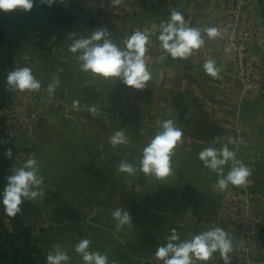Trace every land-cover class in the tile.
Here are the masks:
<instances>
[{"label":"crops","instance_id":"crops-1","mask_svg":"<svg viewBox=\"0 0 264 264\" xmlns=\"http://www.w3.org/2000/svg\"><path fill=\"white\" fill-rule=\"evenodd\" d=\"M60 1V0H59ZM197 0H123L112 8L110 0H64L73 19L66 37L53 49L36 46V36L26 37L17 52L18 67H30L41 81L39 94L48 97L37 103L25 99L28 91L15 92L17 117L0 110V150L12 149V166L35 157L45 177V196L23 203L25 220L42 235L45 255L54 244L66 248L69 264H82L74 246L83 238L91 241L93 251L105 253L109 264H143L141 259L155 257L158 245L175 228L182 240L217 227L224 219L225 190L217 186V175L203 166L198 153L214 137H232L230 150L251 169L242 194L249 199L254 215L263 219L255 233L264 227V91L240 95L227 92L234 81L233 55L215 52L199 55L195 50L186 59L166 55L157 39L159 25L180 11L192 27L204 19L191 16ZM229 0H209V6ZM256 14L264 19V0H253ZM98 28H107L123 47L125 36L134 31L155 32L146 63L153 78L136 99V113L155 122L130 123L114 115L136 89L120 80L93 77L80 70L76 56L68 51L76 38ZM264 24L260 34L249 42V62L255 66V79L264 84ZM221 68L219 79L203 70L207 60ZM58 76L60 85L52 95L47 86ZM79 100L80 107H73ZM95 107L97 116L87 110ZM239 116V125H236ZM173 119L182 128L183 143L173 157L174 174L164 180L137 173L117 172L121 159L138 165L143 148L151 141L162 122ZM122 130L128 145L113 148L109 137ZM221 144L214 146L219 148ZM230 165L225 166V174ZM122 207L131 214L132 224L120 231L114 228L111 210ZM236 232V225H232ZM264 262V242L253 254ZM159 264H163L161 261Z\"/></svg>","mask_w":264,"mask_h":264},{"label":"clouds","instance_id":"clouds-1","mask_svg":"<svg viewBox=\"0 0 264 264\" xmlns=\"http://www.w3.org/2000/svg\"><path fill=\"white\" fill-rule=\"evenodd\" d=\"M35 2L36 0H0V11L10 13L20 10L30 13ZM56 2L57 0H40L41 4L49 7ZM60 2L63 3L64 0ZM110 3L115 9L123 3V0H110ZM204 31L210 39L220 35L216 27H207ZM154 35L155 32L134 31L131 35L125 36L121 47L107 28H98L80 38H76L75 33H70L69 38L72 42L68 46V51L76 56L81 71L114 82L118 79L129 88L143 90L153 78L145 56L152 44L151 36ZM157 39L166 54L160 57L161 61L167 56L186 60L194 50L201 49L205 45L201 30L192 27L190 21L175 9L171 11L170 17L159 25ZM203 70L212 78H221L222 69L216 66L214 60H207L203 64ZM59 85V77H53L52 83L47 86L48 94L52 95ZM41 86V81L34 76L30 67H18L7 72L5 91L38 92ZM73 107L79 109L80 101L74 100ZM87 110L91 116H97L95 107H89ZM183 136L184 132L177 126L175 120H164L154 137L143 148L138 165L121 159L118 162L117 172L129 176H135L139 172L157 180L169 178L174 174L173 157L178 145L183 143ZM223 139L227 142L221 144V137H214L212 143L198 153L203 166L217 175L216 183L222 191L229 185L235 187L246 185L252 174L248 166L236 159V152L229 148V144L236 143L235 139L232 137ZM109 143L116 148L119 145H128L129 138L124 131L117 130L109 137ZM215 144H221V147L217 148ZM12 154V149L9 148L5 152V157L11 159ZM226 165H230V169L225 174ZM5 179L2 205L5 214L9 217L15 218L22 214L21 205L25 201L35 202L45 196L43 187L45 177L40 173V163L35 157L23 162L17 160L11 168V174ZM111 216L116 231L132 224L131 214L122 207L111 210ZM170 232L171 234L165 237L166 243L158 245L154 253L163 264H200V262L207 264L217 252L223 264H231L234 252L233 237L222 227H214L184 240L175 228ZM90 245L91 241L83 238L74 246V251L81 257L82 264H109L107 254L91 250ZM70 259L67 249L58 243L54 244L46 255L47 264H69ZM111 264L116 262L112 261Z\"/></svg>","mask_w":264,"mask_h":264},{"label":"built area","instance_id":"built-area-1","mask_svg":"<svg viewBox=\"0 0 264 264\" xmlns=\"http://www.w3.org/2000/svg\"><path fill=\"white\" fill-rule=\"evenodd\" d=\"M191 16L204 19L202 24L195 27L201 30L205 45L195 50L199 55L210 56L215 52H223L234 56L236 66L234 69L233 84L226 88L227 92H236L245 95L249 92L264 91V84L255 79L256 68L249 62V42L254 40L261 32L264 19L256 14V4L253 0H229L209 6V0H197L190 8ZM207 27H216L220 35L216 38H208L204 31ZM264 45V42H262ZM227 49V51H226ZM38 92H27L25 99L30 103H37L48 100ZM141 90H135L131 98L121 104L114 115L118 118L127 119L130 123H144L147 127L155 120L148 115L136 113L140 108L136 99L140 96ZM12 116L17 117L14 99L7 107ZM236 125H239L237 116ZM239 155H236L238 160ZM246 185L235 187L229 185L223 197L224 219L219 227H222L233 237L234 252L231 264H264L253 254L260 249L264 242V227L257 235L259 223L263 216L253 214L249 199L242 192ZM236 225V232H233L232 225ZM143 264H159L161 261L156 257L140 260ZM203 264V262H200ZM207 264H223L219 253H215Z\"/></svg>","mask_w":264,"mask_h":264},{"label":"trees","instance_id":"trees-1","mask_svg":"<svg viewBox=\"0 0 264 264\" xmlns=\"http://www.w3.org/2000/svg\"><path fill=\"white\" fill-rule=\"evenodd\" d=\"M72 25V16L59 0L51 7L36 0L30 13L0 11V110L10 105L15 93L5 91L6 75L17 68L16 55L22 41L35 35L38 48L53 49ZM11 168L12 158H6L0 150V264H47L42 235L25 220L23 204L22 214L15 218L4 212L2 193Z\"/></svg>","mask_w":264,"mask_h":264},{"label":"rangeland","instance_id":"rangeland-1","mask_svg":"<svg viewBox=\"0 0 264 264\" xmlns=\"http://www.w3.org/2000/svg\"><path fill=\"white\" fill-rule=\"evenodd\" d=\"M36 228V227H35ZM37 229V228H36ZM38 231V230H37Z\"/></svg>","mask_w":264,"mask_h":264}]
</instances>
